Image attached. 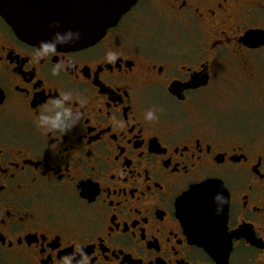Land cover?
Listing matches in <instances>:
<instances>
[{
	"label": "flooded vegetation",
	"instance_id": "1",
	"mask_svg": "<svg viewBox=\"0 0 264 264\" xmlns=\"http://www.w3.org/2000/svg\"><path fill=\"white\" fill-rule=\"evenodd\" d=\"M38 50L0 16V264H264V0H139L92 47ZM206 183L218 259L182 210Z\"/></svg>",
	"mask_w": 264,
	"mask_h": 264
},
{
	"label": "water",
	"instance_id": "2",
	"mask_svg": "<svg viewBox=\"0 0 264 264\" xmlns=\"http://www.w3.org/2000/svg\"><path fill=\"white\" fill-rule=\"evenodd\" d=\"M139 0H0V16L15 35L30 46L40 48L56 31L79 32L78 41L57 45L55 51H80L98 43L129 13ZM58 22L60 27H50ZM223 185L193 186L183 197L184 218L193 223L201 244L214 258L221 256L215 241L225 235L228 201L223 204ZM222 196L217 201V195ZM224 226V229H223ZM203 238L208 240L203 242ZM231 248L229 249V251Z\"/></svg>",
	"mask_w": 264,
	"mask_h": 264
},
{
	"label": "clouds",
	"instance_id": "3",
	"mask_svg": "<svg viewBox=\"0 0 264 264\" xmlns=\"http://www.w3.org/2000/svg\"><path fill=\"white\" fill-rule=\"evenodd\" d=\"M50 27L59 28L60 24L58 22H54ZM80 39L79 32H73L71 30L67 32L56 31L54 33L53 39L51 41H42L40 45V50L37 51L35 59L39 60L40 58L46 57L49 53H54L57 45L67 44L70 42L78 41ZM117 59V53L109 52L107 54V60L111 63H115ZM60 65H57L53 69V75L58 74V70ZM69 99L68 96L64 97V100ZM55 109H60V111H56L55 115H41L39 118V126L45 127L47 130H56L63 128V121L71 117V110L68 108H64L63 101H55L54 108L49 109V111H54ZM147 120L156 119L155 113L153 111H149L145 117ZM217 201L222 200V196L219 194L216 197ZM60 264H72L71 258H64L61 260ZM80 264H88V257L85 255Z\"/></svg>",
	"mask_w": 264,
	"mask_h": 264
},
{
	"label": "rangeland",
	"instance_id": "4",
	"mask_svg": "<svg viewBox=\"0 0 264 264\" xmlns=\"http://www.w3.org/2000/svg\"><path fill=\"white\" fill-rule=\"evenodd\" d=\"M214 84H241V83L237 82V78L233 76L230 78H223L221 80H216Z\"/></svg>",
	"mask_w": 264,
	"mask_h": 264
}]
</instances>
